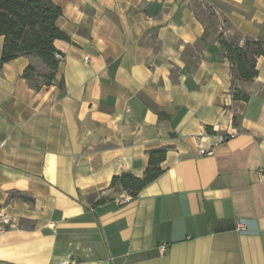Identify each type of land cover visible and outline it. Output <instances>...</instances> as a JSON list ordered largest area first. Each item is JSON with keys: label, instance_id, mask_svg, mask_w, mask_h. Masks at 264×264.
Listing matches in <instances>:
<instances>
[{"label": "crops", "instance_id": "0c3cea01", "mask_svg": "<svg viewBox=\"0 0 264 264\" xmlns=\"http://www.w3.org/2000/svg\"><path fill=\"white\" fill-rule=\"evenodd\" d=\"M51 1L63 91L22 79L31 58L0 65V211L18 226L0 264H264V58L234 100L219 45L264 43V0ZM161 147L164 173L117 202L112 178Z\"/></svg>", "mask_w": 264, "mask_h": 264}, {"label": "trees", "instance_id": "16d2710c", "mask_svg": "<svg viewBox=\"0 0 264 264\" xmlns=\"http://www.w3.org/2000/svg\"><path fill=\"white\" fill-rule=\"evenodd\" d=\"M60 16L61 9L51 0H0V38L3 39L0 65L19 57L31 58L33 61L21 77L35 91L52 85L60 91L64 89L62 78H57L63 55L54 46L57 40L68 41L56 25ZM219 45L231 65L233 99L247 101L248 96L235 87V82L256 78V60L264 58V43L244 38L240 45L219 36ZM167 152L168 147L149 150L147 167L141 177L122 173L112 178L110 188L119 187L132 200L136 199L143 188L164 173L162 164ZM105 201L101 198L96 204Z\"/></svg>", "mask_w": 264, "mask_h": 264}, {"label": "built area", "instance_id": "2783aa9c", "mask_svg": "<svg viewBox=\"0 0 264 264\" xmlns=\"http://www.w3.org/2000/svg\"><path fill=\"white\" fill-rule=\"evenodd\" d=\"M235 136L234 133H230L229 135H218V141L219 142H224L227 139H231ZM2 145V144H0ZM199 155H211V151H205V150H200ZM131 198L127 195L122 196L117 202L119 203H127L130 201ZM18 226L15 222V220L10 216L8 213H5L4 211H0V237L3 236L4 234L10 232L11 230H17ZM160 255H163L165 253V246H159L158 248ZM61 264H76L75 261L73 260H64L61 262Z\"/></svg>", "mask_w": 264, "mask_h": 264}]
</instances>
